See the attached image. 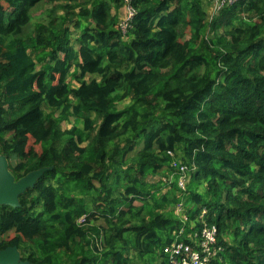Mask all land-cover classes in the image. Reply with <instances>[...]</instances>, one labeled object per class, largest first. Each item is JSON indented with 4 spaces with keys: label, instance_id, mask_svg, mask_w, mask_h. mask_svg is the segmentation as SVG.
<instances>
[{
    "label": "trees",
    "instance_id": "1",
    "mask_svg": "<svg viewBox=\"0 0 264 264\" xmlns=\"http://www.w3.org/2000/svg\"><path fill=\"white\" fill-rule=\"evenodd\" d=\"M215 3L132 0L122 33V0H0V154L45 167L0 206L19 264H168L205 223L208 264H264V0Z\"/></svg>",
    "mask_w": 264,
    "mask_h": 264
},
{
    "label": "built area",
    "instance_id": "2",
    "mask_svg": "<svg viewBox=\"0 0 264 264\" xmlns=\"http://www.w3.org/2000/svg\"><path fill=\"white\" fill-rule=\"evenodd\" d=\"M124 16L119 22L122 33H126L132 27L135 8L132 0H122ZM237 0H216V8H221L224 3H233ZM215 8V7H214ZM182 210V204H178L177 211ZM183 229L179 230L182 232ZM222 246L217 241L216 227L204 224L199 234V240L195 244H188L174 240L163 249L168 264H208L212 259L219 258Z\"/></svg>",
    "mask_w": 264,
    "mask_h": 264
},
{
    "label": "water",
    "instance_id": "3",
    "mask_svg": "<svg viewBox=\"0 0 264 264\" xmlns=\"http://www.w3.org/2000/svg\"><path fill=\"white\" fill-rule=\"evenodd\" d=\"M44 170L45 167L37 168L16 179L8 167L7 157L0 154V206H17L19 194L32 186ZM19 263L20 252L17 247L0 248V264Z\"/></svg>",
    "mask_w": 264,
    "mask_h": 264
},
{
    "label": "rangeland",
    "instance_id": "4",
    "mask_svg": "<svg viewBox=\"0 0 264 264\" xmlns=\"http://www.w3.org/2000/svg\"><path fill=\"white\" fill-rule=\"evenodd\" d=\"M206 2V0H205ZM207 4V3H206ZM51 6V4H48V3H44V4H41L39 5L36 9H34V12H33V20H32V24L30 26H27V30L28 31H33L34 30V25H35V22H39V21H42L46 18V10H48V8ZM212 9H210L211 11ZM124 7L122 8V14H120V17L122 18L124 16ZM206 36L207 37H210L212 34L211 32L209 31V29H207L206 31ZM122 92L119 91L117 92V94H121ZM114 104L117 108H122L124 106H126L128 104V98L125 97V98H115L114 99ZM58 112H55V115H57ZM91 116H93V113H91ZM98 123V121H96ZM59 127L63 130L65 129H70V128H73V127H76V128H79V129H82L83 128V121L81 118H76L74 115H69V117L67 119H61L60 122H59ZM85 143H82V145H84ZM137 204H139V202H137ZM185 207H187V203L186 205L184 204ZM173 208L175 209V204L173 205ZM180 213L181 212H178L176 211V214L180 216ZM191 224H189V227L190 229H192L194 226L192 225V221H189ZM98 223H103V221L100 219V221H98ZM159 261V260H157Z\"/></svg>",
    "mask_w": 264,
    "mask_h": 264
},
{
    "label": "clouds",
    "instance_id": "5",
    "mask_svg": "<svg viewBox=\"0 0 264 264\" xmlns=\"http://www.w3.org/2000/svg\"><path fill=\"white\" fill-rule=\"evenodd\" d=\"M122 7H124V5H123ZM124 10H125V9H124ZM124 12H125V11H124ZM123 14H124V13H123ZM178 204H182V211H183V213L180 211V212H181V213H180V216L182 217V215H184V211H185L184 209H185V206H184V203H183V202H180V203H178ZM177 206H178V205H177ZM176 211H177V209H176ZM184 217H185V219H186V216H185V215H184ZM205 224H207V223H205ZM192 225H194V222H193V221H192ZM208 225L211 226V225H214V224H208ZM203 226H204V225H203ZM203 226H202V227H203ZM214 226H215V225H214ZM202 227H201V229H200L199 232H193V238H195V239H194L195 242H197V241L199 240V234H200V232H201V230H202ZM216 233H217V230H216ZM217 241H218V237H217ZM218 243H219V242H218ZM219 244H220V243H219ZM220 245H221V244H220ZM221 246H222V245H221ZM222 248L224 249L223 246H222ZM223 249H222V251H223ZM222 251H221V252H222ZM221 252H220V254H219L220 257H219V258H215V259H217V260H219V261H222V260H223V259H222ZM165 256H166V255H165ZM215 259H212V260H215ZM212 260H211V261H212ZM211 261H210V262H211ZM210 262H209V263H210Z\"/></svg>",
    "mask_w": 264,
    "mask_h": 264
},
{
    "label": "crops",
    "instance_id": "6",
    "mask_svg": "<svg viewBox=\"0 0 264 264\" xmlns=\"http://www.w3.org/2000/svg\"><path fill=\"white\" fill-rule=\"evenodd\" d=\"M122 8H123V7H121V8L119 9V10H120V14H122Z\"/></svg>",
    "mask_w": 264,
    "mask_h": 264
},
{
    "label": "bare ground",
    "instance_id": "7",
    "mask_svg": "<svg viewBox=\"0 0 264 264\" xmlns=\"http://www.w3.org/2000/svg\"><path fill=\"white\" fill-rule=\"evenodd\" d=\"M186 242V241H185ZM189 242V241H188ZM189 243H191V242H189Z\"/></svg>",
    "mask_w": 264,
    "mask_h": 264
}]
</instances>
